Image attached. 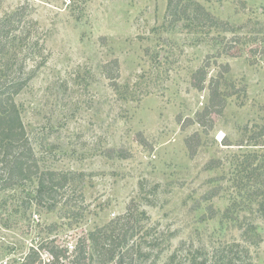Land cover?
<instances>
[{"label": "rangeland", "instance_id": "rangeland-1", "mask_svg": "<svg viewBox=\"0 0 264 264\" xmlns=\"http://www.w3.org/2000/svg\"><path fill=\"white\" fill-rule=\"evenodd\" d=\"M185 2L233 29L173 22L168 0H0V18L25 5L45 43V65L16 96L39 164L86 175L75 218L30 203L36 182L0 193V264L33 247L51 259L52 238L75 244L129 205L145 213L143 264H264V218L249 200L264 156V0ZM219 73L227 105L209 129L195 118Z\"/></svg>", "mask_w": 264, "mask_h": 264}, {"label": "trees", "instance_id": "trees-1", "mask_svg": "<svg viewBox=\"0 0 264 264\" xmlns=\"http://www.w3.org/2000/svg\"><path fill=\"white\" fill-rule=\"evenodd\" d=\"M189 7L191 4L188 5L185 0H168L167 14L173 22L191 18L199 26H221L227 31L233 29L228 22L218 21L202 5L195 6L192 14ZM27 9L22 5L0 18V193L19 184L36 182L34 190L26 194L30 203L44 206L49 211L58 209L60 205L65 210L62 217L75 218L84 215L82 211L86 209L83 205L77 212L72 204L77 194L82 202L85 201V173L41 167L16 102V96L26 88L47 59L44 57V40L41 43V38L32 34L31 26L28 29ZM38 55L42 56L41 61L30 64L29 61L35 60ZM207 76L205 66L195 72L194 77L198 79L195 86L199 90L205 89ZM211 79L208 104L195 118V122L209 129L214 126L213 115L221 113L227 105V97L220 89L222 74ZM193 140L197 141L196 144ZM186 144L194 153V146L200 144L199 133L187 138ZM109 152V157H126L123 150H118L117 154H114V149ZM252 173L261 179L251 191L249 200L257 202L256 211L264 218V156ZM137 215L142 216L133 205H129L125 213L82 235L73 244L72 250L71 244L62 246L52 238L47 246H42L52 256L47 264H143L142 245L137 241L142 226ZM40 250L31 248L21 264H43L45 261Z\"/></svg>", "mask_w": 264, "mask_h": 264}, {"label": "built area", "instance_id": "built-area-1", "mask_svg": "<svg viewBox=\"0 0 264 264\" xmlns=\"http://www.w3.org/2000/svg\"><path fill=\"white\" fill-rule=\"evenodd\" d=\"M1 217V216H0ZM71 245H70V250H72L73 249V244L72 243H70ZM46 259V258H45ZM48 259V260H47ZM46 259V261L48 262V261H50V258L48 257ZM46 261L43 263V264H46Z\"/></svg>", "mask_w": 264, "mask_h": 264}]
</instances>
